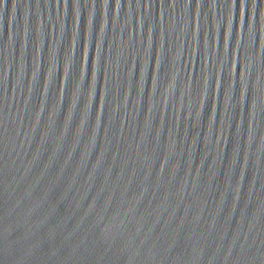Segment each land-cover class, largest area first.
Segmentation results:
<instances>
[{"label": "water", "instance_id": "95a60500", "mask_svg": "<svg viewBox=\"0 0 264 264\" xmlns=\"http://www.w3.org/2000/svg\"><path fill=\"white\" fill-rule=\"evenodd\" d=\"M0 264H264V0H0Z\"/></svg>", "mask_w": 264, "mask_h": 264}]
</instances>
